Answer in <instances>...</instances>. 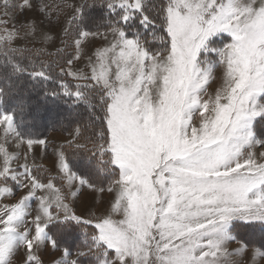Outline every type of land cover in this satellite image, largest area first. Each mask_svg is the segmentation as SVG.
Wrapping results in <instances>:
<instances>
[{
	"label": "rangeland",
	"instance_id": "obj_1",
	"mask_svg": "<svg viewBox=\"0 0 264 264\" xmlns=\"http://www.w3.org/2000/svg\"><path fill=\"white\" fill-rule=\"evenodd\" d=\"M86 1L0 7V44L70 51L66 76L109 98L118 178L100 189L44 166L37 173L64 191L37 182L42 160L68 169L60 147L45 155L0 114V264H264V251L233 232L264 227V0H167L170 48L155 55L120 28L69 39ZM104 1L123 24L149 0ZM67 220L94 227L110 256L98 243L57 248L46 226Z\"/></svg>",
	"mask_w": 264,
	"mask_h": 264
},
{
	"label": "trees",
	"instance_id": "obj_2",
	"mask_svg": "<svg viewBox=\"0 0 264 264\" xmlns=\"http://www.w3.org/2000/svg\"><path fill=\"white\" fill-rule=\"evenodd\" d=\"M22 1L0 0V7L14 11ZM166 8L167 0H149L140 13L133 14L132 19L122 24V14L109 10L104 0H88L67 35L74 39L75 31L101 33L120 28L126 38L138 41L148 54H165L170 48L165 28ZM142 17L146 23L141 22ZM70 59L66 48L42 53L0 44V114L11 115L17 135L28 141L45 140L52 132L67 134L76 130L74 142L61 146L63 158L71 172L87 185L104 189L117 180L119 174L111 160L107 127L109 98L90 81H71L64 73ZM261 101L264 102V95ZM41 169L46 171L44 167L32 169L37 182L43 184L52 180L64 191L56 177L48 173L49 176L39 175L37 170ZM45 231L57 248L69 251L85 252L98 243L94 227L71 220L49 224ZM233 232L246 246L264 251V227L239 226ZM98 249L110 256L99 243ZM76 263L95 264L96 261L81 256Z\"/></svg>",
	"mask_w": 264,
	"mask_h": 264
},
{
	"label": "crops",
	"instance_id": "obj_3",
	"mask_svg": "<svg viewBox=\"0 0 264 264\" xmlns=\"http://www.w3.org/2000/svg\"><path fill=\"white\" fill-rule=\"evenodd\" d=\"M123 33V31H122ZM123 36H124V33H123ZM125 39H128L124 36ZM128 40H132V39H128ZM74 80H78V79H74ZM4 116V115H3ZM13 129L15 130L14 126H13ZM77 135V131L76 130H73L72 132L68 133V134H63L61 132H52L48 135V137L45 139V140H42V141H39V144H41V146L44 147V152H45V155H50L49 153V148L51 146V144H55L57 143L58 146L60 147V150H61V146L63 144H68V143H71L74 141L75 137ZM17 137L23 141V139H21L18 135ZM58 141V142H57ZM61 162L60 165L58 164V162ZM36 166H45V168L49 169L50 173L54 176H60V173L61 172H65V174L67 173L69 177H73V178H76V179H79L74 173L71 172V170L69 169V167L67 166L68 169H65L64 167V164L62 163V161L60 159H58L57 162H54L52 167L46 165L43 160L37 164H35ZM32 166L33 167H35ZM30 168V167H29ZM29 168H27L29 170ZM62 177V176H60Z\"/></svg>",
	"mask_w": 264,
	"mask_h": 264
},
{
	"label": "snow or ice",
	"instance_id": "obj_4",
	"mask_svg": "<svg viewBox=\"0 0 264 264\" xmlns=\"http://www.w3.org/2000/svg\"><path fill=\"white\" fill-rule=\"evenodd\" d=\"M251 134H249V136H250Z\"/></svg>",
	"mask_w": 264,
	"mask_h": 264
}]
</instances>
